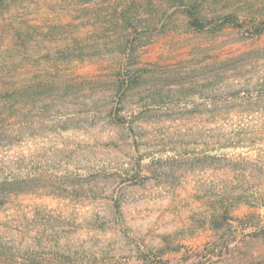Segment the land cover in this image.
Returning <instances> with one entry per match:
<instances>
[{"label": "rangeland", "instance_id": "obj_1", "mask_svg": "<svg viewBox=\"0 0 264 264\" xmlns=\"http://www.w3.org/2000/svg\"><path fill=\"white\" fill-rule=\"evenodd\" d=\"M0 264H264V0H0Z\"/></svg>", "mask_w": 264, "mask_h": 264}]
</instances>
